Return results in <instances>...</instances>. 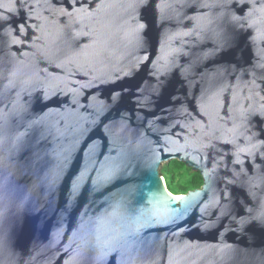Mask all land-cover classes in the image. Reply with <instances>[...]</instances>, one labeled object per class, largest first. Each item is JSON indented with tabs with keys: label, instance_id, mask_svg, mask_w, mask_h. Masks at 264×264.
Instances as JSON below:
<instances>
[{
	"label": "water",
	"instance_id": "water-1",
	"mask_svg": "<svg viewBox=\"0 0 264 264\" xmlns=\"http://www.w3.org/2000/svg\"><path fill=\"white\" fill-rule=\"evenodd\" d=\"M146 2L0 0V264H264V0Z\"/></svg>",
	"mask_w": 264,
	"mask_h": 264
},
{
	"label": "trees",
	"instance_id": "trees-1",
	"mask_svg": "<svg viewBox=\"0 0 264 264\" xmlns=\"http://www.w3.org/2000/svg\"><path fill=\"white\" fill-rule=\"evenodd\" d=\"M186 168L191 169L184 162H181L179 160H173L170 163H168L166 174L172 175L171 179L170 177L168 178V181L169 182L172 181L174 174H178L179 172H181L182 170ZM202 184H203V177L201 176V174L199 172L193 171L190 180L185 185H182L180 190L183 192H187L190 188L195 189V188L201 187ZM176 193L177 192H174V194Z\"/></svg>",
	"mask_w": 264,
	"mask_h": 264
},
{
	"label": "rangeland",
	"instance_id": "rangeland-1",
	"mask_svg": "<svg viewBox=\"0 0 264 264\" xmlns=\"http://www.w3.org/2000/svg\"><path fill=\"white\" fill-rule=\"evenodd\" d=\"M167 173V164H164L161 167V174L162 176L165 178L166 180V184L167 187L169 189L170 192H172L174 194V192H177L176 194H183V193H187L189 190H192L191 188L187 191V192H183L181 191V187L182 185H185L191 178L193 170L192 169H184L181 172H179L178 174H174L172 181H168V178L172 177L171 174H166Z\"/></svg>",
	"mask_w": 264,
	"mask_h": 264
},
{
	"label": "snow or ice",
	"instance_id": "snow-or-ice-1",
	"mask_svg": "<svg viewBox=\"0 0 264 264\" xmlns=\"http://www.w3.org/2000/svg\"><path fill=\"white\" fill-rule=\"evenodd\" d=\"M75 2H76V3H82L83 0H75ZM153 2H154V0H152V2H146V3H145V13H146V14H149V13H150V9H151V7L153 6ZM233 2L236 3V4H238V5H243L244 7L247 6L246 4H244V0H233ZM239 10H240V11H243V7H240ZM0 19H2V18H0ZM232 19H233L234 21H236L237 23H239V20H240L239 17H235V16H233ZM0 27H3V25L0 24ZM144 27L147 29V30L145 31V36H147V35H148V30H150L151 24H150V23H146V24L144 25ZM73 190L75 191V186H74ZM177 199H180V198L177 197ZM101 259H102V258H101Z\"/></svg>",
	"mask_w": 264,
	"mask_h": 264
},
{
	"label": "bare ground",
	"instance_id": "bare-ground-1",
	"mask_svg": "<svg viewBox=\"0 0 264 264\" xmlns=\"http://www.w3.org/2000/svg\"><path fill=\"white\" fill-rule=\"evenodd\" d=\"M176 197H178L179 196V194H174Z\"/></svg>",
	"mask_w": 264,
	"mask_h": 264
}]
</instances>
